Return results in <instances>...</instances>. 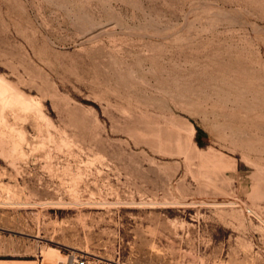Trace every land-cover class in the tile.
I'll return each instance as SVG.
<instances>
[{
    "label": "rangeland",
    "instance_id": "obj_1",
    "mask_svg": "<svg viewBox=\"0 0 264 264\" xmlns=\"http://www.w3.org/2000/svg\"><path fill=\"white\" fill-rule=\"evenodd\" d=\"M0 83V254L264 264V0H0Z\"/></svg>",
    "mask_w": 264,
    "mask_h": 264
},
{
    "label": "built area",
    "instance_id": "obj_2",
    "mask_svg": "<svg viewBox=\"0 0 264 264\" xmlns=\"http://www.w3.org/2000/svg\"><path fill=\"white\" fill-rule=\"evenodd\" d=\"M56 264H88V259L84 252L68 249L64 253V257L57 260Z\"/></svg>",
    "mask_w": 264,
    "mask_h": 264
},
{
    "label": "crops",
    "instance_id": "obj_3",
    "mask_svg": "<svg viewBox=\"0 0 264 264\" xmlns=\"http://www.w3.org/2000/svg\"><path fill=\"white\" fill-rule=\"evenodd\" d=\"M0 264H35V259L0 254Z\"/></svg>",
    "mask_w": 264,
    "mask_h": 264
},
{
    "label": "bare ground",
    "instance_id": "obj_4",
    "mask_svg": "<svg viewBox=\"0 0 264 264\" xmlns=\"http://www.w3.org/2000/svg\"><path fill=\"white\" fill-rule=\"evenodd\" d=\"M0 84H1V83H0ZM55 255H56V253H55V251H54L53 248H52V251L50 250V251H48V252L45 253V257H44V259H45L47 262H51L53 259H55L53 263L56 264L57 260L62 259V257H61V258H58V257L54 258ZM63 257H64V254H63Z\"/></svg>",
    "mask_w": 264,
    "mask_h": 264
},
{
    "label": "trees",
    "instance_id": "obj_5",
    "mask_svg": "<svg viewBox=\"0 0 264 264\" xmlns=\"http://www.w3.org/2000/svg\"><path fill=\"white\" fill-rule=\"evenodd\" d=\"M197 132H198V134L200 133V130L199 129H197Z\"/></svg>",
    "mask_w": 264,
    "mask_h": 264
}]
</instances>
